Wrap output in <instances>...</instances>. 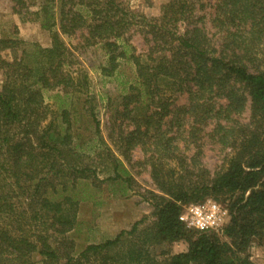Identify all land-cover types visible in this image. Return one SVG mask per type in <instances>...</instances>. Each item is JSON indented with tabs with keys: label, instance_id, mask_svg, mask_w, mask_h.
Segmentation results:
<instances>
[{
	"label": "trees",
	"instance_id": "1",
	"mask_svg": "<svg viewBox=\"0 0 264 264\" xmlns=\"http://www.w3.org/2000/svg\"><path fill=\"white\" fill-rule=\"evenodd\" d=\"M36 1L30 15L50 32V47L0 41V50L12 55L10 61L0 57V264H32L34 256L44 264H253L248 249L254 241L264 245V0H169L157 17L136 19L143 55L116 42L125 24L113 0H57L58 10L53 0ZM205 6L208 20L195 13ZM82 28L86 44L98 40L106 54L99 74L122 88L106 102L108 137L124 155L144 147L159 193H149L151 225L137 221L112 239L63 254L58 236L77 220L74 184L96 179L88 153L99 148L111 155L97 138L88 77L70 70L60 38ZM122 59L132 70L128 79L118 72ZM54 90L63 94L50 96L51 109L45 94ZM176 95L186 102L171 110ZM185 117V131L172 132ZM82 118L91 130L87 140L77 125ZM206 136L228 151L212 174L199 161ZM100 172L112 183V195L126 194L130 178L118 160ZM206 198L226 205L229 221L221 235L187 230L178 219L182 206ZM179 242L187 244L184 252L153 254Z\"/></svg>",
	"mask_w": 264,
	"mask_h": 264
},
{
	"label": "rangeland",
	"instance_id": "2",
	"mask_svg": "<svg viewBox=\"0 0 264 264\" xmlns=\"http://www.w3.org/2000/svg\"><path fill=\"white\" fill-rule=\"evenodd\" d=\"M168 1L169 0H113L115 7L120 10L118 13L119 18H123L125 24L122 36L120 39H117L116 42L118 44L131 46L135 54H146L147 47L145 45V37L139 32L138 24L135 23L136 19L140 15L147 18L157 17L160 14V6ZM213 1L214 0H205L203 1V4H212ZM53 3L55 6L54 9L58 10L60 6L58 1L53 0ZM39 4L40 2L36 0H22L19 3L15 0H0V41L15 38L23 42L36 43L43 48L50 47V32L41 29L40 22L34 20L30 15V13L38 10ZM15 10H19L20 13L18 14ZM195 13L198 16H204L205 19L208 20L210 11L209 8H206L205 6L203 10L199 9ZM131 14L135 15L136 18L133 19ZM206 26L208 27V25ZM57 29L58 25L55 26L54 30ZM60 38L67 48L70 60H72L70 70L75 73L82 70L88 77L89 93L94 100L91 105L94 107L95 116L99 121V134L97 135V138H102L111 154L108 158L106 157V151L99 148L97 151L93 150L94 152L92 151L91 153H88V162L90 163L91 168H96V179L91 177L88 180L79 181L74 184V188L71 191L76 195L79 202L77 208V220L74 228L67 231V233L63 234L61 237L58 236L61 243V252L65 254L68 250L78 252L88 244L100 243L104 240L112 239L119 232L129 230L137 221H143V226L151 225L154 222L155 217L152 215L153 208L149 193L159 192L151 180L150 167L146 159L148 155L144 152V147L135 146L124 155L125 153L121 150L122 147H120L122 145L119 144L118 141H116V143L115 141H111L108 137L110 111L106 107V102L109 97L113 98L121 94L122 88L118 85V80H115L114 78H105L99 74L98 68L100 65L105 64L106 54L100 47L98 40L94 39V41L92 39L90 41L93 42L92 45L88 46L86 44V38H88V35L84 28L77 29L69 35L61 34ZM0 57L7 61L12 59V55L8 49L3 51L0 50ZM131 71L130 64H127L122 59L119 63L118 72L121 73L124 79H128L132 76ZM53 93L63 94L60 90L50 91L45 94V102L48 103L47 105L51 109L54 108V100L50 98ZM185 102V95H176L175 103L170 105L171 110H174V107L184 105ZM81 106H84L85 108L88 107L86 104ZM81 106H77L78 111ZM247 106L248 104L241 116V121L247 120ZM173 116L174 112L164 121L168 123ZM189 121L190 119L188 117L181 119V127L176 128L173 126L172 132H174L175 129L178 132L185 131ZM77 125L81 126L79 132L82 138L84 140L89 139L91 136V130L83 127V118ZM128 129H132V127L128 126ZM201 142L202 148L199 161L203 167L212 174L215 170H218L222 159L228 151H220L221 149L212 144L207 136L203 137ZM193 151L192 146H190L188 151H185L184 154L189 157ZM112 159L118 160L122 164V167L126 170L127 175L130 178V183L125 195H112V183L103 181L104 172L100 171H104V168L106 169L110 166L111 161H113ZM206 200H211L220 206L222 213V226L217 234L221 235L223 228L229 221L228 212L225 207L226 205L219 201L220 199L215 200L212 198H206L202 202ZM186 248L187 244L185 242H179L168 246H158L153 248L152 251L153 254L156 255L161 252H168V254L173 255L184 252ZM247 253L253 264H264V245L258 243V241H254L251 244ZM32 260V264H44L38 256H34ZM61 262H64V260Z\"/></svg>",
	"mask_w": 264,
	"mask_h": 264
},
{
	"label": "built area",
	"instance_id": "3",
	"mask_svg": "<svg viewBox=\"0 0 264 264\" xmlns=\"http://www.w3.org/2000/svg\"><path fill=\"white\" fill-rule=\"evenodd\" d=\"M179 221L190 230L217 233L222 226L220 206L211 200L181 208Z\"/></svg>",
	"mask_w": 264,
	"mask_h": 264
}]
</instances>
